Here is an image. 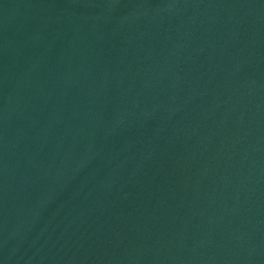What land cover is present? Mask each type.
I'll use <instances>...</instances> for the list:
<instances>
[{"label": "water", "instance_id": "obj_1", "mask_svg": "<svg viewBox=\"0 0 264 264\" xmlns=\"http://www.w3.org/2000/svg\"><path fill=\"white\" fill-rule=\"evenodd\" d=\"M0 264H264V0H0Z\"/></svg>", "mask_w": 264, "mask_h": 264}]
</instances>
